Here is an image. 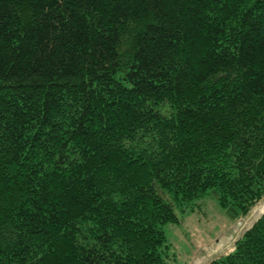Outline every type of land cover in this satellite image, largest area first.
Segmentation results:
<instances>
[{"label": "trees", "instance_id": "16d2710c", "mask_svg": "<svg viewBox=\"0 0 264 264\" xmlns=\"http://www.w3.org/2000/svg\"><path fill=\"white\" fill-rule=\"evenodd\" d=\"M206 195L264 197V0H0V264H179Z\"/></svg>", "mask_w": 264, "mask_h": 264}, {"label": "rangeland", "instance_id": "374dc122", "mask_svg": "<svg viewBox=\"0 0 264 264\" xmlns=\"http://www.w3.org/2000/svg\"><path fill=\"white\" fill-rule=\"evenodd\" d=\"M195 211L178 214L180 223L164 224L167 242L179 264H205L213 256L231 248L240 232L264 212V197L251 211L230 220L209 195L201 198Z\"/></svg>", "mask_w": 264, "mask_h": 264}]
</instances>
